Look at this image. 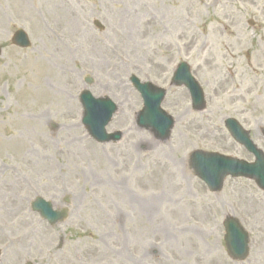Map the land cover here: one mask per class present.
I'll list each match as a JSON object with an SVG mask.
<instances>
[{
	"label": "rangeland",
	"instance_id": "374dc122",
	"mask_svg": "<svg viewBox=\"0 0 264 264\" xmlns=\"http://www.w3.org/2000/svg\"><path fill=\"white\" fill-rule=\"evenodd\" d=\"M18 29L30 49L12 44ZM0 45V264H264V192L229 178L212 194L190 162L197 150L253 160L227 119L264 151V0H0ZM182 62L202 111L171 83ZM133 76L167 91L169 139L137 125ZM85 90L117 105L118 143L87 133ZM37 197L68 219L51 227ZM230 217L250 234L243 262L225 245Z\"/></svg>",
	"mask_w": 264,
	"mask_h": 264
},
{
	"label": "water",
	"instance_id": "95a60500",
	"mask_svg": "<svg viewBox=\"0 0 264 264\" xmlns=\"http://www.w3.org/2000/svg\"><path fill=\"white\" fill-rule=\"evenodd\" d=\"M99 28L101 25L96 23ZM13 44L22 49L31 47V41L27 33L19 29L14 37ZM0 46V56L2 55ZM132 83L143 95L144 110L138 117L141 128L152 130L160 140H166L171 135L174 127L173 119L161 109V103L165 97V91L142 84L136 77H132ZM177 86H186L192 94L194 106L201 110L205 105L202 89L191 75L186 63L180 64L174 76ZM91 84L92 80L87 79ZM84 108L83 123L90 134L98 143L117 142L121 139V133L107 134L106 127L112 121L117 112V106L109 98L96 99L89 91H84L80 97ZM226 127L233 137L244 145L256 157V162L249 164L234 158L222 156L217 153L196 151L191 155V167L195 174L207 185L212 193H220L227 177H244L254 180L260 189L264 190V153L251 141L249 133L234 119L226 121ZM32 209L46 219L52 226L64 222L68 218V211H54L51 203L38 198ZM226 230L225 241L230 256L234 260H244L249 254L248 234L244 231L239 221L228 219L224 223Z\"/></svg>",
	"mask_w": 264,
	"mask_h": 264
},
{
	"label": "bare ground",
	"instance_id": "6f19581e",
	"mask_svg": "<svg viewBox=\"0 0 264 264\" xmlns=\"http://www.w3.org/2000/svg\"><path fill=\"white\" fill-rule=\"evenodd\" d=\"M60 9H64L63 6L60 7ZM72 27H74V23L71 24ZM101 63L103 62L102 59H98ZM73 129H76V127H73ZM176 163H179V161H176ZM10 199H15L14 195H11ZM26 220H28V218H25Z\"/></svg>",
	"mask_w": 264,
	"mask_h": 264
}]
</instances>
